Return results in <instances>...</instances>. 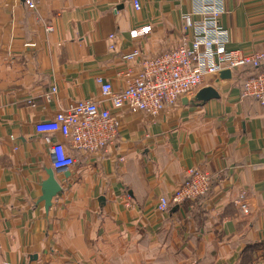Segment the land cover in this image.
I'll list each match as a JSON object with an SVG mask.
<instances>
[{
	"label": "crops",
	"instance_id": "obj_1",
	"mask_svg": "<svg viewBox=\"0 0 264 264\" xmlns=\"http://www.w3.org/2000/svg\"><path fill=\"white\" fill-rule=\"evenodd\" d=\"M131 1L39 0L29 10L23 0H0V264H264V108L241 94L247 69L217 78L209 86L219 98L201 107L179 100L156 119L112 108L116 142L105 152L68 147L70 177L55 174L62 191L47 210L38 202L49 148L63 138L35 125L96 99V77L125 88L142 56L177 43L192 6L138 0L135 11ZM224 4L226 49L264 50V0ZM144 26L148 34L129 37ZM133 51L141 56L122 58ZM191 168L210 172L206 195L157 212L158 197Z\"/></svg>",
	"mask_w": 264,
	"mask_h": 264
},
{
	"label": "built area",
	"instance_id": "obj_2",
	"mask_svg": "<svg viewBox=\"0 0 264 264\" xmlns=\"http://www.w3.org/2000/svg\"><path fill=\"white\" fill-rule=\"evenodd\" d=\"M39 0H23L26 9L35 10ZM191 10L182 16L177 43L152 57L142 56L138 72L127 74L128 80L123 89H115L109 81L95 78L99 88L96 99L74 101L52 118L35 125L37 134H54L63 138L49 148L51 169L66 170L75 161L68 152L74 150L92 153L103 151L118 139L120 122L112 113V108H127L143 112L151 119L169 111L181 98L194 95L203 87L213 84L219 73L238 69L252 71L251 76L242 82L241 94L253 98L264 108V50L251 53L228 51L230 37L221 26L224 14V0H190ZM136 11L138 0H132ZM45 31L53 28L43 21ZM149 26L129 32V37L148 34ZM113 36L109 35L108 39ZM113 50V44L109 45ZM141 54L133 51L122 56L133 61ZM45 99L50 101L57 89L50 87ZM15 149V148H14ZM123 161V159H120ZM208 170L191 168L186 179L181 182L169 197H158L156 210L165 212L171 206L199 199L206 195L212 184ZM244 192L239 194L238 204L244 207Z\"/></svg>",
	"mask_w": 264,
	"mask_h": 264
},
{
	"label": "water",
	"instance_id": "obj_3",
	"mask_svg": "<svg viewBox=\"0 0 264 264\" xmlns=\"http://www.w3.org/2000/svg\"><path fill=\"white\" fill-rule=\"evenodd\" d=\"M231 72L228 70L222 71L219 73L218 79L220 80H227L230 79ZM219 98L218 92L212 86H206L200 89L194 95H190L187 97H183L180 99V102L184 106H193V107H201L204 106L209 100H217ZM63 174V179L67 180L70 177V174L66 170H49L48 171V178L41 184V196L38 199V202L44 203V208L47 210L52 202V198L55 197L57 194L61 193L62 187L59 186L55 174L57 173Z\"/></svg>",
	"mask_w": 264,
	"mask_h": 264
},
{
	"label": "rangeland",
	"instance_id": "obj_4",
	"mask_svg": "<svg viewBox=\"0 0 264 264\" xmlns=\"http://www.w3.org/2000/svg\"><path fill=\"white\" fill-rule=\"evenodd\" d=\"M239 76H240V77H241V79H242V78L245 76V74L237 75V78H238V79H240V77H239Z\"/></svg>",
	"mask_w": 264,
	"mask_h": 264
}]
</instances>
